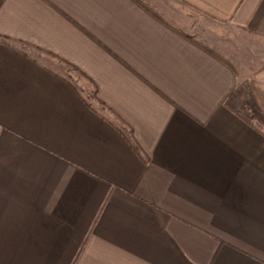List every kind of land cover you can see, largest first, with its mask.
<instances>
[{"label": "crops", "instance_id": "0c3cea01", "mask_svg": "<svg viewBox=\"0 0 264 264\" xmlns=\"http://www.w3.org/2000/svg\"><path fill=\"white\" fill-rule=\"evenodd\" d=\"M243 98L264 0H0V264H264Z\"/></svg>", "mask_w": 264, "mask_h": 264}, {"label": "rangeland", "instance_id": "374dc122", "mask_svg": "<svg viewBox=\"0 0 264 264\" xmlns=\"http://www.w3.org/2000/svg\"><path fill=\"white\" fill-rule=\"evenodd\" d=\"M235 105L238 106V110L240 113L246 116V118H249L253 123L258 124L264 131V119L263 122L259 121L260 114L258 113V110L253 107L252 102H249L247 99L243 98L242 103L235 102Z\"/></svg>", "mask_w": 264, "mask_h": 264}, {"label": "trees", "instance_id": "16d2710c", "mask_svg": "<svg viewBox=\"0 0 264 264\" xmlns=\"http://www.w3.org/2000/svg\"><path fill=\"white\" fill-rule=\"evenodd\" d=\"M211 51V50H210ZM211 52H213V51H211ZM214 53V52H213ZM221 59L225 62V63H228L224 58H222L221 57ZM134 146V148H137L135 145H133Z\"/></svg>", "mask_w": 264, "mask_h": 264}]
</instances>
